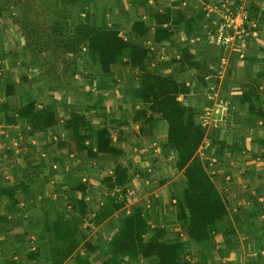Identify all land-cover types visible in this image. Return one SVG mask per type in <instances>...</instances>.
<instances>
[{
	"label": "crops",
	"instance_id": "obj_1",
	"mask_svg": "<svg viewBox=\"0 0 264 264\" xmlns=\"http://www.w3.org/2000/svg\"><path fill=\"white\" fill-rule=\"evenodd\" d=\"M25 3L31 9L37 2ZM43 4V14L0 15V264H52L51 233L44 224L59 216L74 219L92 242L89 264H155L153 257L118 261L110 252L122 215L134 206L147 211L151 229L165 230L164 240L187 241L184 260L264 264V0ZM166 9L168 18L157 23L155 16ZM231 16L235 25L228 31L243 29L247 41L234 38L220 46L213 31ZM135 20L144 22L146 32L132 30ZM81 25L114 28L124 39L148 47V68L187 87L178 100L192 107L204 131L196 153L227 207L209 226L207 241L188 240L187 222L177 218L185 177L175 165L167 122L134 117L146 108L138 97L141 71L121 55L103 74L80 36ZM159 26H168L171 36L155 41ZM185 52L195 65L185 61ZM8 84L12 92L6 95ZM244 92L262 115L249 110ZM28 98L36 109L49 106L57 122L30 133L24 119L5 121L1 105L6 102L9 114L16 116ZM71 110L84 115L93 129L106 126L122 154L91 158L78 149L64 126ZM119 162L127 166V180L123 189H110L101 181ZM21 182L27 186L20 187ZM78 185L83 189L77 190ZM7 187L14 188L15 202L1 192ZM109 198L124 199V204L96 223L94 217ZM77 199L85 202L84 215L74 209ZM85 256L79 247L61 264H85Z\"/></svg>",
	"mask_w": 264,
	"mask_h": 264
},
{
	"label": "trees",
	"instance_id": "obj_2",
	"mask_svg": "<svg viewBox=\"0 0 264 264\" xmlns=\"http://www.w3.org/2000/svg\"><path fill=\"white\" fill-rule=\"evenodd\" d=\"M168 10L166 9L164 14L155 16L157 23L168 18ZM181 19L182 17H179V20ZM131 28L137 34H143L147 30L141 20L133 21ZM78 29L80 36L87 42L91 59L99 62L103 74L110 72L111 64L121 55L126 57L127 64L141 71L138 97L146 108L139 109L134 117H143L144 121L164 119L167 122V140L176 152L175 165L185 177L182 198L177 205V218L187 222L188 240L196 243L207 241L210 237L209 226L225 215L227 207L226 200L215 187L196 153L204 131L194 121L192 107L178 100L180 94L187 92V87L169 75H162L149 69L146 58L150 54V49L124 39L117 29L90 25H81ZM171 34L172 31L168 26L156 27L154 40L169 38ZM190 58L191 55L185 52V61L189 65H195ZM251 89L253 91L255 87ZM10 92H12V85L8 84L5 93L9 95ZM248 94L244 92L243 100L248 102L249 110L262 115L261 111L253 108ZM1 108L5 121L15 123L17 119H24L30 127V133L57 122L53 110L49 106L36 109L33 98H28L23 103L17 110L16 116L9 114L6 102L1 105ZM64 126L72 131L76 147L84 149L88 157L95 158L100 154L118 157L122 154V151L113 144L106 126L93 129L85 116L77 111H70ZM126 180L127 166L119 162L114 166L112 174L103 177L101 182L110 189H123ZM22 186L25 187L27 184L21 182L20 187ZM82 189L81 185L77 186V190ZM1 192L7 195L9 201L15 202L14 188H3ZM123 204L124 199L109 198L107 207L94 217V221L100 222L114 210L121 208ZM85 208L84 200L77 199L74 209L84 215ZM149 219L147 211L142 206H134L130 213L122 215L118 231L109 242L110 252L118 261L153 257L155 264H211L204 260L194 262L184 260L183 250L187 241L164 240L165 230L159 226L151 229ZM44 228L51 233L48 256L52 264H61L79 247H83L86 254L83 262L89 264L88 257L92 255L94 247L74 219L59 216L50 223H45ZM77 258L80 259V257Z\"/></svg>",
	"mask_w": 264,
	"mask_h": 264
},
{
	"label": "rangeland",
	"instance_id": "obj_3",
	"mask_svg": "<svg viewBox=\"0 0 264 264\" xmlns=\"http://www.w3.org/2000/svg\"><path fill=\"white\" fill-rule=\"evenodd\" d=\"M25 1L27 0H0V13L4 12V14L10 16H18V15L25 16L28 14L27 12L29 10L32 11V15L43 14L44 10H46V8L44 9L45 4H43V1L46 0H28L31 2H37L36 4H32L31 9L27 8V3H25ZM22 4H24V6ZM16 6H20L17 8L18 14L15 11ZM48 12H49V8H48ZM50 13H52V11Z\"/></svg>",
	"mask_w": 264,
	"mask_h": 264
},
{
	"label": "built area",
	"instance_id": "obj_4",
	"mask_svg": "<svg viewBox=\"0 0 264 264\" xmlns=\"http://www.w3.org/2000/svg\"><path fill=\"white\" fill-rule=\"evenodd\" d=\"M235 17L231 16V19L228 20L225 23L217 24L215 26V29L213 31V40L221 45L227 44L231 39H240L242 43H245L246 40V34L243 29L237 28L234 32L228 31V28H234ZM240 56H242V53H239Z\"/></svg>",
	"mask_w": 264,
	"mask_h": 264
}]
</instances>
